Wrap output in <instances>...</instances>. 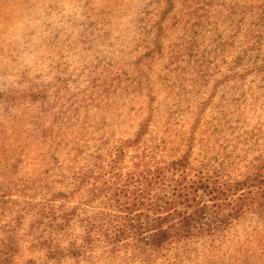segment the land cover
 <instances>
[{
	"label": "rangeland",
	"instance_id": "rangeland-1",
	"mask_svg": "<svg viewBox=\"0 0 264 264\" xmlns=\"http://www.w3.org/2000/svg\"><path fill=\"white\" fill-rule=\"evenodd\" d=\"M49 1L0 0V71L7 69L4 77L7 83H0V90L24 88L20 74L26 71L37 75L42 70L44 83L49 85L48 96L52 98V104L57 105V112L52 113L48 121L44 120L41 128L59 127V122H53L54 117L61 107L65 110L71 102H77L79 107L86 99L91 106L88 109L84 105L80 107L77 111L79 121L64 124L61 133L69 145L60 148L53 144L59 132L56 130L55 137L44 138L40 129H34L35 119H31L25 106L14 104L11 107L13 122L8 121L10 118L5 113H0V128L5 133L0 134V151L6 154L9 149L19 146L21 156L16 168L9 169L0 164V194L4 195L0 198V240L6 237L9 227L16 226L17 252L15 246L10 264H28L30 260L35 264H111L108 254H103L108 240L103 238L93 242L94 231L89 220L95 213L97 199L84 204V190L88 186L84 183L75 187L65 182L73 171H84V165L91 163L90 155L92 159L101 155L97 151L100 148L105 162L97 166L96 172L103 176L100 171L107 168L113 155L116 157L118 145L134 139L141 121L148 118L152 120L147 135L137 146L125 148L115 172L126 174L133 170L144 149H151L166 134L167 149L159 153L160 157L167 160L180 157L192 140L194 172L206 162L229 165L245 142H242L244 134L247 135L259 119H264V115L258 118V114H253L255 106L246 86L236 87V83H240L239 75L235 77L240 65L236 59L245 45L243 33L228 24L225 28L216 18L221 15L215 5L227 7L220 0H173L170 14L163 18L164 32L159 39H154L157 31L149 18L164 8L165 3L152 1L144 8L147 0H97L92 8L96 9L95 17L90 15L95 21L103 17L106 22L102 28L105 29L87 33L82 40L78 25L72 33L67 29L71 5L77 3L82 7V4L59 0L56 8H51ZM143 8L151 11L150 14L142 13ZM62 15L66 22L61 28ZM76 19H81V15ZM155 19L159 21L160 17ZM52 21L58 31L49 26ZM59 32L66 41L65 46L58 51L44 49L43 61L34 49L24 47L30 40H53ZM139 59L141 61L136 63ZM102 63L106 65V71L100 74ZM116 71L123 74L120 80L108 83L109 92H91L93 85L100 84L107 73ZM233 71L230 79H223ZM246 93V98L241 99ZM90 95L93 97L91 102ZM141 102L146 103L145 108ZM239 103H242L241 111ZM247 104V108H243ZM260 114H264V110ZM80 134L84 135L82 139ZM183 135H187L188 144L180 143ZM78 146L83 148L80 157H75L74 147ZM175 149L179 152L175 153ZM1 156L4 154L0 159ZM99 161L103 163L102 156ZM30 177L37 178L34 184L28 180ZM52 181L58 183L66 196L64 200L60 196L55 205L73 210L69 219L65 221V216L57 212L51 216L52 223L44 225L33 220V210L29 208L22 212L23 216L17 222L15 211L19 206L27 208L28 202L43 205L45 193L49 197V191L57 190ZM199 200L208 214H212V203L205 196H200ZM251 215V212H227L224 220L221 219L224 226L218 228L219 232L234 227L235 235L220 240L216 246L218 252L213 242L208 247L225 257H215L216 254L196 258L190 254L189 262L181 264H194L191 259L197 264H264V258L259 255L264 242L250 236L252 228L257 231L261 227L257 226L255 214ZM213 234L216 232L208 233ZM73 242L74 249L70 248ZM56 245L61 248L60 253H53ZM98 248L101 250L94 251ZM164 260L158 256L154 263L174 264ZM138 264H142L140 260Z\"/></svg>",
	"mask_w": 264,
	"mask_h": 264
},
{
	"label": "trees",
	"instance_id": "trees-1",
	"mask_svg": "<svg viewBox=\"0 0 264 264\" xmlns=\"http://www.w3.org/2000/svg\"><path fill=\"white\" fill-rule=\"evenodd\" d=\"M74 1L80 2L82 7H79L77 3L71 5V13L67 14L69 20H67V29L72 33L73 28L78 25V31L81 34L79 39L81 40L85 38L87 33L102 32L105 29L102 27L106 21L101 16L97 18L99 21H95V18L90 15L91 13L95 17L96 9L92 8L96 5L97 0ZM147 1L144 8L152 1L166 4L164 8L149 18V21L153 23V28L157 31L154 39H159L164 32L165 21L163 18L170 14L171 7L174 6L173 0ZM225 1H229V3ZM225 1L220 0L227 7L215 5L221 15L216 18L222 21L225 28V24H228L241 31L243 33L242 42L245 44L241 47L240 54L236 59V61H240L239 71L235 74V77L239 75L240 83H236V87L246 86L247 92L252 95L251 99L254 102L253 114H258L257 117L261 118L264 115L260 114V111L264 110V0ZM49 3H52L51 8H56L59 0H50ZM144 8L142 13L149 15L151 11L144 10ZM78 9L82 11L78 12ZM223 9H225L224 12ZM195 10L198 11V9ZM78 15H81V19H76ZM157 16L160 17L159 21L154 20ZM63 17L65 16L62 15L59 20L61 28L66 22ZM72 19L73 23H70ZM49 26L55 27V30L58 31V26L53 21ZM59 36L61 37L60 32L53 40L41 38L26 41L24 47L34 49L39 53L40 60L43 61L44 49L50 48L58 51L65 46V39ZM216 38L218 39V37ZM89 42L91 43L90 40ZM68 44L72 48L70 41ZM140 61L139 59L136 63ZM99 68H101L100 74L106 71L104 63ZM6 71L7 69L3 68L0 71V83H7L6 78H4ZM233 73L234 71L224 75L223 79H230ZM121 74L123 72L107 73L100 84L93 85L91 92L93 94L103 91L109 92L108 83L112 84L115 83V80H120ZM57 79L58 75L55 76V80ZM23 80L25 82V87L21 88L23 91L14 88H7L5 92L0 90V113H5L10 118L8 121L13 122L10 113L11 107L14 104H17L16 107L25 106L31 119H35L33 120L34 129H40V134L44 138H52L56 135L57 130L59 134L53 140L54 146L56 148H60L61 145L68 146L69 142L65 141L61 133L64 124L79 121L77 111L83 105L88 109L91 106L90 103L84 99L83 105L79 107L76 106L77 102H71L65 110L61 107L60 112L56 114L53 120V122H59V127L41 128L43 121H48L51 114L57 112V105H53L52 98L48 96L49 85L44 83L45 77L42 70L37 75H31L24 71L20 74V82ZM248 93L243 94L240 98L245 99ZM138 94L146 95L145 93ZM92 98L90 95V102L93 100ZM141 103L144 104L145 108L146 103ZM92 105L96 108V105ZM247 106L248 104L243 108H247ZM52 107L54 108L53 111H51ZM238 109L239 111L242 110V103H239ZM73 111L76 112L73 113ZM151 120L148 118L141 121L135 138L118 145L116 157L112 154L113 157L107 168L100 171L103 176H99L96 172V169L99 168L97 166L105 162L102 150L97 147L99 148L97 151L101 155H95L93 159L90 155L91 163L84 165V171L78 173L73 171L72 175L65 181L70 182V186L81 187L84 183L88 186V189L84 190L86 195L84 204L97 199V205H94L95 213L89 220L92 225L91 230L94 231L93 242L102 241L103 238L108 240V247L103 254H108L111 264H138L139 260L142 264H155L154 259L158 256L163 257L164 262L168 259L174 264H181L189 262L188 256L190 254L196 258L214 256L217 253L209 249L208 246H211L213 242L214 249L217 251L216 246L220 240L224 241V238L235 235L234 227L222 232L218 230L224 226L221 219L224 220V215L227 212L235 214L251 212V216L254 213L258 223L256 224L261 229L256 231V228H252L250 236L260 238L259 241L264 242V119H259V122L252 127L247 135L244 134L242 142H245L240 145V152L235 156L234 162L229 165H214L206 162L201 164L200 169H197L198 171L194 172L191 159L193 154L192 140L190 141L191 144L188 145V150L180 157L171 160L160 157L159 153L165 152L164 148L167 149L168 136L166 134L165 138L157 141V144L153 145L151 149H144V152L139 156V164L134 165L133 170L126 174L115 172L119 160L125 153V148L137 146L150 130ZM0 134H5L1 128ZM83 136L80 134V139ZM180 139L182 145L188 144L187 135H183ZM3 140L5 142V137ZM24 147L27 146L24 145ZM19 148V146L13 147L6 154L0 151V155L4 154V157L1 156L0 164L2 163L5 168H16L21 157ZM74 148L75 157H80V150L83 147ZM178 150L175 149L174 152L177 153ZM101 156L103 163L99 161ZM220 169L223 171H218ZM28 180L34 184L37 178L35 180L30 177ZM45 185L48 186L46 181ZM52 185L57 190L55 192L49 191V197L46 195L47 192L45 193L43 205L28 202L27 208L19 206L18 210L16 209L15 212L18 216H15V219L17 222H20L23 216L22 212L29 208L33 210V220L37 223H44V225L52 223L51 216L57 215V212L65 216V221L69 219L73 210L55 205L60 196L63 200L66 198L64 190L58 187V183L52 181ZM2 196L4 195L0 194V198ZM200 196H205L207 201L212 203V214H208L204 205H201ZM15 230L16 226L9 227L6 237L0 240V264H10L13 261L15 246L17 252ZM206 231L216 232V235H208L209 232ZM262 245L264 246V243ZM70 248H75L74 242ZM60 249L56 245L53 253H60ZM99 250L101 249L98 248L94 251ZM259 255L264 258V249H260ZM215 257L225 256L217 254ZM191 262L197 264L193 259ZM28 264H35V262L30 260Z\"/></svg>",
	"mask_w": 264,
	"mask_h": 264
}]
</instances>
